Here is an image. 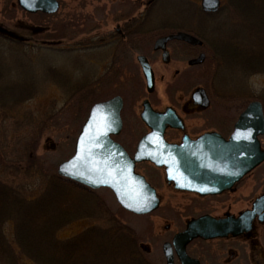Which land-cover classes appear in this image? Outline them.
I'll return each instance as SVG.
<instances>
[{"label":"rangeland","instance_id":"obj_1","mask_svg":"<svg viewBox=\"0 0 264 264\" xmlns=\"http://www.w3.org/2000/svg\"><path fill=\"white\" fill-rule=\"evenodd\" d=\"M58 1V10L49 17H43L25 14L16 4V0H0V178L10 180L15 186L22 183L30 186L25 197L32 200L46 190L45 181L48 180L45 175L57 174L58 164L73 154L79 127L91 106V103H85V112L80 114L81 103L69 99V105H65L68 88L62 83V77L67 81H74L75 84L83 75H87L90 76V82L93 73L102 75L111 66L122 65L123 75L120 74L125 85L132 84L145 90L144 78L135 59L137 53L144 52V47L130 50L127 60L118 66H113V59L109 58L110 53L115 51L113 44L94 48L95 43L110 35L115 23H122L128 18L133 23H191L198 35L206 41L218 40L227 48L238 42L241 54L253 47V51L261 53L257 54L260 63L264 58V25H259L264 23L261 17L264 11L262 0H241L242 4L237 0H220V8L212 13L201 9V0ZM74 31L77 34L72 38L61 35L63 32L69 34ZM182 51L184 50L173 46L172 62L168 65L163 64L159 55L151 48L144 52L150 58L154 69L158 105L170 102V96L166 93L167 84L183 77L188 69L187 58ZM174 69H179L181 73L177 78L174 76ZM250 69L236 65L228 59L214 72L215 83L220 94L229 97L239 95L240 101L257 99L261 101L264 110V73H252L255 68ZM261 71H264V67ZM190 73L191 76L185 75V80L191 78V88L202 85L205 83V76L208 77L204 70L200 71L197 67ZM30 87L31 90L27 92ZM68 94L71 95V91ZM136 106H139L138 103ZM229 114L236 115L232 111ZM139 130H143L142 125H139ZM22 143L29 144L28 147H34V150L31 157L23 156L25 161L18 164L19 159L16 161V158ZM262 146L264 148V136ZM29 160L36 163L32 167L20 166L27 164ZM11 164L12 167H6ZM147 164L139 165V170L149 171L150 166ZM255 172L264 173V162ZM158 189L164 195V203L178 200L164 186ZM68 196V199H64V208L67 210L65 213H68L73 203L76 208H87V212L74 216L75 220H69L67 225L57 226L55 232L59 239L70 241L86 234L83 246L88 244L87 256L90 252L94 254L95 248L101 244L106 252L103 249L100 251H103L107 259L114 260L112 264H119L126 261V258L116 251V243L112 238L114 235H111L113 230H108L109 226L113 228L114 220H117L121 224L131 225L144 243H148L151 257L160 258L161 249L155 235L169 222L159 217L161 209L147 215H136L124 210L112 191L105 187L93 190L92 193L74 189L69 191ZM81 198L91 204L86 205L79 201ZM13 213V220L5 219L2 224L4 218L0 219V233L3 232L7 237L5 242H1L3 245L0 244V257L8 264H40L36 254L33 255L32 245L16 239L18 235L29 234L26 229L19 230L20 214ZM106 235L111 236V244L105 241ZM107 249H110L108 253ZM4 256L10 261L7 262ZM84 259L81 256L79 262L74 264H84ZM94 259L98 260L97 254ZM101 263L107 264L105 261Z\"/></svg>","mask_w":264,"mask_h":264},{"label":"flooded vegetation","instance_id":"obj_2","mask_svg":"<svg viewBox=\"0 0 264 264\" xmlns=\"http://www.w3.org/2000/svg\"><path fill=\"white\" fill-rule=\"evenodd\" d=\"M24 13L29 16L49 17L51 15L42 12H36L40 13L36 14L24 11ZM115 24L109 33L110 35L106 39H101L95 43L94 46V48H104L109 44H113L115 51L111 52L109 56L113 59V66L122 64L127 60L126 56L129 55L130 50L137 49L139 46L144 47V52L151 48L154 53L159 55L161 62L168 65L172 62L173 53L171 49L173 50V46H175L184 50L182 53L187 58L188 69L184 72L185 75L189 74L191 76L190 71L196 67L208 74V77L205 76V83L192 88L191 83H189L191 78L186 79V82L185 77L187 76L184 74V78L180 77L169 82L166 86V93L171 100L163 105L157 104L154 69L150 58L144 52L137 53L135 59L144 78L145 90L134 87L132 84L131 86L125 85L120 74L123 75L122 65H119V67L111 66L102 75L93 73L90 82V76L83 75L80 78L79 83L75 84L74 95L82 106L80 114L85 112V100H89L88 102H91L92 106L97 102L114 97L120 98L119 117L121 126L118 133L111 134V138L130 157L135 153L139 140L151 131L141 117L144 102L148 104L147 106L152 111L157 113H163L167 108L173 111L181 126L173 127L167 124L164 128L163 138L167 143L180 144L183 137L195 140L199 136L210 132H215L222 138L227 139L233 131L238 115L250 101L257 100L240 101L239 95L229 97L220 94L214 80V72L217 71L216 69L220 64L224 63V60H227V47H224L222 42L220 43L218 40L217 42L206 41L198 35L193 24L133 23L131 18ZM178 32H184L199 39L201 44H191L184 40L172 38L165 41L163 48H155V44L159 39ZM200 54H203L202 61L197 64H190L189 61L197 58ZM163 55L167 58V62L163 60ZM139 56L144 57L151 68L153 74V89L151 91L147 90L142 67L138 61ZM173 72L175 78L181 74L179 69H174ZM82 78L84 79L81 80ZM68 85L66 87L69 88L70 85ZM197 89L202 90V96L207 102L206 106L197 103L193 97V93ZM186 92L188 93L185 94ZM65 94L67 96L65 105H69V99L72 100L74 96L69 95L68 90ZM137 103L139 106H136ZM231 111L232 114L236 115H230ZM86 117L83 119L78 133ZM139 125H142V131L139 130ZM263 136L259 138L261 145ZM142 163H148L150 170L141 172L139 165ZM258 166L235 181L229 188L217 193L200 194L194 191L176 189L173 182H167L164 167L155 166L149 161L136 163L135 172L142 175L156 191L159 204L154 211L161 209L162 213L159 217L162 220H169L155 235L158 237V245L161 249L160 258H152L148 243H144L140 234L131 225L124 224L133 232L140 250L148 257L150 264H166L167 258L163 252V246L166 243H169L173 264H183L173 245V238L176 234L185 230L190 220L201 217L205 218L203 223L205 232L213 236L207 238L198 236L186 244L185 253L191 260L190 264H264V173L255 172ZM161 186L173 193L178 200L174 203H167V201L164 203V195L158 189Z\"/></svg>","mask_w":264,"mask_h":264},{"label":"water","instance_id":"obj_3","mask_svg":"<svg viewBox=\"0 0 264 264\" xmlns=\"http://www.w3.org/2000/svg\"><path fill=\"white\" fill-rule=\"evenodd\" d=\"M16 1L30 13H54L59 7L57 0ZM218 7L219 0H201V9L205 12H215ZM172 38L201 44L199 39L178 32L159 39L155 48H163L165 41ZM202 59L203 54H200L189 62L197 64ZM163 60L167 62L164 55ZM138 61L147 90L151 91V68L144 57L139 56ZM202 93L201 89H197L193 97L197 103L206 106ZM143 105L141 117L151 131L139 140L132 157L111 138V134L118 133L121 126V101L119 97H114L91 106L75 139L73 154L58 165L57 173L84 187H106L124 210L147 214L158 207L159 200L155 189L135 172L136 163L149 161L155 166L164 167L167 182H173L176 189L212 194L229 188L264 161V150L259 139L264 134V112L258 100L250 101L238 115L227 139L210 132L195 140L183 137L180 144L167 143L163 138L167 124L181 126L173 111L167 108L163 113H157L146 102ZM204 221V217L190 220L185 230L173 238V245L183 264H190L191 261L185 253L188 242L198 236H213L205 232ZM163 252L167 258L166 264H173L169 243L163 246Z\"/></svg>","mask_w":264,"mask_h":264},{"label":"trees","instance_id":"obj_4","mask_svg":"<svg viewBox=\"0 0 264 264\" xmlns=\"http://www.w3.org/2000/svg\"><path fill=\"white\" fill-rule=\"evenodd\" d=\"M237 1L242 4L241 0ZM262 2L264 3V0H262ZM250 9H253V7H250ZM255 11L256 10H254V12ZM261 17L264 19V11L261 14ZM260 24L264 25V23H259V25ZM76 34V31L70 32L69 34H65L64 32L61 33V35H63L62 37L68 38H72ZM239 49L241 48L238 46V42H236L235 44L233 43V46L227 48V60L229 59L231 62H235L236 65H241V67H245V69L251 68L250 70H252L253 68H255V71L252 70V73H264V71H261V68L264 67V58L260 63V60L257 57V54L261 55L259 51H253L252 47L248 49V51H244V54H241L239 52ZM62 80V83H64V85H70H68L69 88H66H68V92L72 91L71 94L72 96H74L76 90V83L74 84V81L72 80L67 81V79L64 77H62ZM30 90L31 87L27 89V92H29ZM73 99L76 100V103L78 102V99H76L75 96L73 97ZM88 101L89 100H85V103H87ZM28 145H23L22 143V147L20 149V152L17 153L16 158V161L19 159L18 164L19 162L23 163L25 161V158L23 156L27 158L33 155L34 147L30 148L28 147ZM34 162L35 161L29 160L27 164H20V166L32 167L31 165L34 164ZM6 167L10 168L12 167V164L6 165ZM45 176L48 180L45 181L47 183L46 190L41 192L36 198H34V200L25 197V193L26 191H29L30 186L24 185L23 183L19 184L18 186H15L10 180L0 178V200L4 199V201L0 202V219L4 218L2 224L5 219L13 220V212L20 214V217H18L20 223L19 230L21 229L22 231L26 229L25 231H27L30 236L18 235L16 237L15 234V237L16 239L18 238V241H22L26 245H32V249L34 252L33 255L36 254L37 258L40 260V264H74V262H79V258L81 256L85 257L83 261L84 264H102L101 261H105L107 264H112L114 260L109 261L103 251H100V249L104 250V248L100 246L101 244L98 246V248H95L94 254L90 252V254L87 256L88 251L86 250L88 248V244L85 247L83 246V238L87 236L86 234L77 236L72 240L69 239L70 241L61 240L56 236L55 228L57 226L59 227L61 225L64 226L65 224L67 225L69 224V220L70 222L73 221L71 219H74V216H78L79 214H85L87 212V208H76L73 203L68 213H65L67 212V210L64 208V199H68L69 191L75 189L86 193H92L93 190L79 185L69 179L61 177L58 174L50 175L48 173ZM78 194L83 195L82 193H77V195ZM84 200L86 199L81 198L79 201L86 203V205L91 204L88 200ZM114 224L115 225L113 226V228L109 226L108 230H113L111 235H114L112 236V238H114V241L116 243V251H118V253L121 254L122 257H124V259L126 258V261H121L119 264L123 262H133V264H150L148 257L144 255L143 252L140 250V246L137 243V239L135 238L133 232L129 230L128 226L117 222V220H114ZM34 231L35 233H33ZM112 238L111 236L106 235L105 239L107 240L105 241L111 244ZM6 239L7 237L5 236V234L1 232L0 244L3 245V243L1 242H5ZM87 242L89 241H85V243ZM39 244L41 246H39ZM20 247H22V245H20ZM109 250L110 249H107V253ZM104 251L106 252V250ZM111 252L115 251L111 250ZM0 254H2L1 249ZM96 254L98 255V260L94 259V256ZM4 258L7 262L10 261L8 257L4 256ZM0 261L1 264H8L5 263L4 259L1 257Z\"/></svg>","mask_w":264,"mask_h":264}]
</instances>
